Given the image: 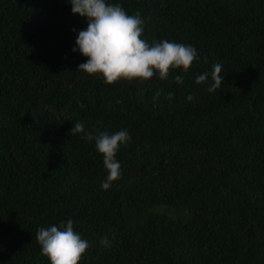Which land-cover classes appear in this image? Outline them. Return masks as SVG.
<instances>
[{
    "label": "trees",
    "instance_id": "1",
    "mask_svg": "<svg viewBox=\"0 0 264 264\" xmlns=\"http://www.w3.org/2000/svg\"><path fill=\"white\" fill-rule=\"evenodd\" d=\"M106 3L139 12L150 45L199 59L105 84L77 69L87 19L69 0H0V264H51L36 232L69 218L89 244L78 264H264V0ZM216 63L209 92L195 78ZM78 121L131 136L107 190L95 142L69 133Z\"/></svg>",
    "mask_w": 264,
    "mask_h": 264
},
{
    "label": "clouds",
    "instance_id": "2",
    "mask_svg": "<svg viewBox=\"0 0 264 264\" xmlns=\"http://www.w3.org/2000/svg\"><path fill=\"white\" fill-rule=\"evenodd\" d=\"M73 14L87 19V26L79 31L73 52L79 51L88 59L78 65L79 70L88 74H101L105 84H112L120 79L141 81L157 76L167 79L170 69H181L187 73L194 60L199 56L194 46L163 40L151 45L142 34L146 20L139 12L129 15L119 4H109L106 0H69ZM73 31H76L73 29ZM222 65L216 63L211 71H205L195 78L196 84L205 83L211 78L209 92L220 88L225 76H221ZM175 82L182 84L184 77L175 76ZM161 95L157 90L154 99ZM174 93L169 92L171 100ZM188 101L194 96L189 93ZM102 124V121H97ZM72 135L83 134L88 142H95V148L103 156V165L108 174L101 184L102 189L110 188L113 181L121 177V165L116 159L121 145H127L131 136L127 129L114 133L95 128L88 131L82 122H75L70 129ZM114 239V234H113ZM36 240L41 253L50 259L51 264H78L89 244L74 230V221L69 218L59 226L39 227ZM103 247H110L108 236L101 238ZM2 251V249H0Z\"/></svg>",
    "mask_w": 264,
    "mask_h": 264
}]
</instances>
